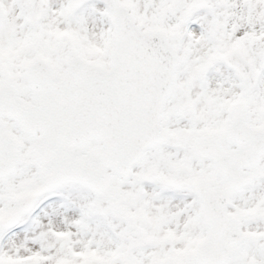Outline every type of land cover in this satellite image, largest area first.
Returning <instances> with one entry per match:
<instances>
[{
  "label": "rangeland",
  "instance_id": "1",
  "mask_svg": "<svg viewBox=\"0 0 264 264\" xmlns=\"http://www.w3.org/2000/svg\"><path fill=\"white\" fill-rule=\"evenodd\" d=\"M116 6L141 32H156L174 48L173 86L161 114L165 141L127 177L106 170L108 189L101 196L63 183L14 225H0V264H200L195 253L208 231L187 184L221 185L194 146L215 142L237 116L250 128H264V0H0V87L9 84L31 103L25 73L35 60L58 77L72 57L108 72ZM230 52L249 66L252 86L223 61ZM2 128L16 145L17 165L0 180V218L43 185L30 138L15 121L3 120ZM219 146L235 151L226 141ZM257 170L258 180L234 193L225 209L245 237L228 264H264L263 159Z\"/></svg>",
  "mask_w": 264,
  "mask_h": 264
},
{
  "label": "water",
  "instance_id": "2",
  "mask_svg": "<svg viewBox=\"0 0 264 264\" xmlns=\"http://www.w3.org/2000/svg\"><path fill=\"white\" fill-rule=\"evenodd\" d=\"M36 22L31 17L29 23ZM113 25L115 51L110 73L72 57L66 77L55 79L49 67L36 60L25 76L38 107L20 102L9 86L0 88V119L17 120L32 139L36 131L43 135L37 142L33 139L29 151L44 181L40 190L15 200L14 209L0 219L2 227L14 224L45 190L62 183L83 184L101 196L108 189L105 170L127 177L146 149L164 141L159 116L172 87L174 48L159 34L141 33L121 6L115 8ZM224 62L250 86L254 84L249 66L235 52L225 55ZM205 72L202 68L199 76ZM91 138L102 143L96 154L86 150ZM223 140L237 151L223 153L219 148ZM75 149L80 153L75 154ZM195 153L213 159L216 173L222 177L221 191L214 192L203 182L195 184L209 232L195 257L200 264H228L245 240L237 221L224 210L231 195L257 177L258 159L264 156V128L251 129L238 116L214 144L197 143ZM16 165V145L0 124V179L10 176ZM243 170L247 173L242 174Z\"/></svg>",
  "mask_w": 264,
  "mask_h": 264
},
{
  "label": "flooded vegetation",
  "instance_id": "3",
  "mask_svg": "<svg viewBox=\"0 0 264 264\" xmlns=\"http://www.w3.org/2000/svg\"><path fill=\"white\" fill-rule=\"evenodd\" d=\"M32 93V92H31ZM175 111H178L177 109L175 110ZM37 136H39V135H37ZM90 144H93V142H90L89 143V147L91 148V146H90ZM195 147V146H194ZM98 148V145L97 144H95V146L93 147V148H91V150H96ZM205 160H209V159H205ZM209 162H211L212 163V166H213V168L215 167V164H214V162L212 161V160H209ZM258 178H259V174H258V176H257V179L256 180H258ZM194 182L195 181H189L188 182V188H190L193 192H194V198H196L197 200H198V202L200 203V200H199V196H198V194H197V192H196V190H195V187H194ZM220 185H221V180H220ZM211 188V187H210ZM212 190H217V189H215V187L214 188H211ZM262 217L264 218V214L262 215Z\"/></svg>",
  "mask_w": 264,
  "mask_h": 264
},
{
  "label": "bare ground",
  "instance_id": "4",
  "mask_svg": "<svg viewBox=\"0 0 264 264\" xmlns=\"http://www.w3.org/2000/svg\"><path fill=\"white\" fill-rule=\"evenodd\" d=\"M248 27H249V28H253V27H254V24H253V23H249V24H248ZM31 253H35V250H32Z\"/></svg>",
  "mask_w": 264,
  "mask_h": 264
}]
</instances>
